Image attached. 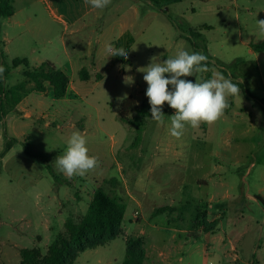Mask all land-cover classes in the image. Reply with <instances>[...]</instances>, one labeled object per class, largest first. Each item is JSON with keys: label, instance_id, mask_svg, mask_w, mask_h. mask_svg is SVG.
Returning <instances> with one entry per match:
<instances>
[{"label": "rangeland", "instance_id": "374dc122", "mask_svg": "<svg viewBox=\"0 0 264 264\" xmlns=\"http://www.w3.org/2000/svg\"><path fill=\"white\" fill-rule=\"evenodd\" d=\"M166 8L173 25L170 40L164 42L159 37L152 45L146 43L142 48L135 47L133 53L138 60L145 62L149 55L157 53L167 55L163 52L168 53V58H174L180 50L203 53L202 49L206 46L211 56L209 70L212 75L219 72L231 79L239 85L240 96L227 98L228 107L217 121L206 126L202 122L198 128L186 126L179 139L170 135L169 117L175 113L168 108L162 129L165 143L158 144L154 124H150V142L145 147L147 155L138 161L136 158L141 152L133 146L136 129L119 119V128L113 127L108 137L92 140L90 156L97 157L99 165L110 163L108 175L122 181V174L117 164L114 166L113 157L119 159L124 178L127 179L130 199L123 188L112 194L127 204L124 231L146 239L148 257L144 264H169V261L170 264H247L248 260L263 264L264 208L258 198H264V52L256 51L251 45L264 41V35L257 25V20H264V0H182ZM189 39L200 49L197 50ZM133 53L129 56L131 60ZM13 55V51L10 53L1 47L0 64H11L15 58ZM23 69L21 67L6 75L5 82L13 85L21 78ZM203 76L204 72L194 73V76L182 79L195 83L196 80L201 81ZM106 94L105 100H111L107 109L115 111L121 98L128 93L115 90ZM138 100L142 101V96ZM167 140L174 143L168 152ZM113 142L115 146L111 150ZM155 152L164 161L162 166L154 165ZM55 159L52 158L50 163L56 166ZM132 161L136 162L133 164ZM9 167L7 172L12 175L13 181L11 187L16 191L20 186L16 183L19 178L17 161H13ZM131 177L143 181L135 185L129 179ZM197 179L206 180L207 183L197 186ZM183 180V192L169 191L172 185L182 186ZM143 191H147L151 195L148 198L160 205L169 202L164 197L167 192L173 195L170 201L182 198L185 207L178 210L180 218L176 214L169 216L163 213L151 219L144 211L140 222L132 221L137 208L133 196L140 197ZM159 191L162 194L159 195ZM2 192L0 184V264H20V251L24 248L39 247L45 255L63 225H58L53 216L55 230L50 235L42 233L41 240L31 230L26 238L9 237L6 226H19L20 219L25 214L29 215L34 207L18 204L17 200L6 205ZM22 199L25 200V197L22 196ZM69 210L65 209L61 216L67 218ZM211 212L220 213L219 225L205 233L201 221L206 215L207 221L212 222ZM54 215L60 216L56 210ZM239 234H242L240 257L243 260L238 263L227 258L224 260L217 241L223 238L229 243ZM125 257L126 243L124 236H121L106 246L83 252L73 264H121Z\"/></svg>", "mask_w": 264, "mask_h": 264}, {"label": "crops", "instance_id": "0c3cea01", "mask_svg": "<svg viewBox=\"0 0 264 264\" xmlns=\"http://www.w3.org/2000/svg\"><path fill=\"white\" fill-rule=\"evenodd\" d=\"M10 1L14 7V13L9 17L0 16V48L3 47L10 53L13 51L14 59H27L31 67H39L42 63L49 61L65 72L70 80L67 93L62 98H56L54 89L49 83L46 84L47 89L44 92L34 90V84L29 83L27 93L22 95L17 104L7 109L0 119V184L3 188L1 196L4 197L6 205H10V201L17 200L18 204L34 207L29 215L25 214L20 219L19 226L10 224L6 226L8 235L11 238L14 236L26 238L27 232L31 230L36 233L37 239L41 240L42 233L50 235L54 232L53 216L57 219L58 225H63L59 233L64 230V224L69 218L80 220L88 210L95 190L100 186L110 188L109 192L112 193L123 188L130 199L127 179L124 178V172L116 156L113 157L114 166L117 164L119 173L122 174V181L108 175L111 164L107 162L101 163L99 167L84 176L75 175L70 178L50 161L60 153L64 154L67 140L73 132L79 131L86 136L90 155L93 139L101 140L102 137L110 135L113 127L119 128L118 111L124 99L119 101L115 111H109L107 107L111 100H105L108 95L106 93L122 90L128 93L126 97L134 96L137 100L140 96L143 98L142 92L148 85L143 79L144 73L138 69L146 67L153 56L158 57L161 62L168 59V53L163 52L167 55L152 54L145 62H140L133 50H136L137 46L142 48L146 43L152 45L159 37H162L164 42L169 41L173 25L169 20L168 10L164 9L167 11L164 13L151 0H111V3L103 9L92 8L86 0ZM107 44L127 50V59L124 61L123 57H108L105 51ZM149 51L151 54L152 48ZM131 52L132 60L129 57ZM83 67H87L93 74L101 75L102 78L82 81L78 72ZM126 76L132 77L134 83L125 84ZM23 80L24 69L21 78L13 85L6 82L5 84L7 87H12ZM138 102L142 103L143 100ZM170 110L175 113L174 109L170 108ZM150 124H154L153 130L157 132L155 136L158 144L165 143L162 132L164 124L148 118L140 140L133 145L141 152L136 161L147 155L145 147L147 142H150L148 140ZM166 143L168 152L171 146L174 147V143L172 140L169 142L167 140ZM25 144L37 151L53 153L49 164L57 173L69 179V183L56 185L47 168V163L29 156L26 153ZM114 146L113 142L110 149L113 150ZM153 159L155 166L164 164L156 152L153 154ZM15 160L18 163L16 169L19 173L16 183L20 185L16 191L11 187L12 175L7 172ZM136 161H132L133 164ZM148 174L152 175V173ZM129 179L135 185L143 181L138 177ZM181 183L180 187L172 185L169 191L174 189L183 192L185 180ZM206 183L207 181L203 179L196 180L197 186ZM140 194V197L133 196L137 208L133 214L135 219L132 221L140 222L144 211L148 212L151 219L163 213H168L169 216L176 214L180 218L178 210L185 207L182 198L179 201H170L173 195L169 192L164 196L169 202L161 205L148 198L151 195L147 191ZM158 194L162 193L159 191ZM67 208L70 209L68 217L63 218L61 213H64ZM159 208L167 210L155 214V210ZM26 210L30 211L28 208ZM55 210L60 216L54 215ZM207 214L210 215L209 210ZM211 216L212 221L219 220L220 213L211 212ZM141 233L144 235L145 232ZM124 234L131 236L125 231ZM133 236L142 237L146 242L143 236ZM241 238L242 234H239L229 243H226L223 238L219 241L213 240L218 242L224 260L227 258L238 263L243 260L240 257ZM168 263L170 264V261ZM254 263L256 261H247V264Z\"/></svg>", "mask_w": 264, "mask_h": 264}, {"label": "trees", "instance_id": "16d2710c", "mask_svg": "<svg viewBox=\"0 0 264 264\" xmlns=\"http://www.w3.org/2000/svg\"><path fill=\"white\" fill-rule=\"evenodd\" d=\"M181 1L151 0L164 13L167 12L164 11L165 6ZM13 13L12 2L10 0H0V16L9 17ZM189 41L197 50L200 49L194 41L191 39ZM251 46L258 52H264V41ZM202 50L208 58L207 67L210 69L211 56L208 47L205 46ZM0 65L6 69L3 76H0V119L7 109L12 108L21 100L22 95L27 93L29 83H33L34 90L39 92L46 91V84L49 83L54 89L56 98H62L67 93L70 83L68 75L49 61L42 63L39 67H31L27 59L17 58L11 64L2 62ZM19 67L24 68V80L15 86L7 87L5 76ZM78 76L82 81L100 80L102 78L99 74H93L87 67L81 68ZM212 76V71L208 70L204 72L201 81L210 79ZM146 90L147 87L142 92L144 98L142 103H139L136 97L128 96L122 101L118 111V117L123 123L135 127L137 133L135 143L140 140L145 130L146 120L151 118V106L145 94ZM168 108L171 107L165 103L162 109L163 114L167 112ZM206 125L207 123L204 122V126ZM25 150L29 156L47 163V168L56 185L69 183V179L61 173H57L49 164L53 153L37 151L28 144H25ZM258 201L264 208V198L259 197ZM126 209L127 206L120 197L114 196L104 186L98 187L84 216L80 220L69 218L64 224V230L57 235L45 255L39 247L24 248L20 251V264H73L83 252L106 246L121 236H124L126 243V257L121 264H144L146 259V242L144 238L125 236L124 234L123 222ZM166 210V208L156 209L155 214L163 213ZM202 219V230L205 233L211 232L219 225V220L207 221L206 215Z\"/></svg>", "mask_w": 264, "mask_h": 264}, {"label": "clouds", "instance_id": "9594fccd", "mask_svg": "<svg viewBox=\"0 0 264 264\" xmlns=\"http://www.w3.org/2000/svg\"><path fill=\"white\" fill-rule=\"evenodd\" d=\"M86 3L94 9H103L111 0H86ZM257 25L260 33L264 35V20H257ZM105 51L108 57H128L127 50L115 48L112 44H107ZM207 60V56L202 52L189 53L180 50L174 58L162 62L153 56L146 67L138 69L144 73L143 79L148 85L145 94L151 106V118L159 124L164 123L165 115L162 109L165 103L175 110V114L169 117V132L172 137L179 139L186 126L198 128L202 122L211 124L217 121L228 107L227 98L240 96L239 85L219 72H214L210 79L196 80L195 83L182 79L194 76V73L207 72ZM5 70L0 65V76H3ZM124 83L131 85L134 79L126 76ZM126 98L125 94L121 99ZM55 163L58 169L70 178L75 175L84 176L99 167L98 158L89 155L86 136L79 131L71 134L64 154L57 156Z\"/></svg>", "mask_w": 264, "mask_h": 264}, {"label": "water", "instance_id": "95a60500", "mask_svg": "<svg viewBox=\"0 0 264 264\" xmlns=\"http://www.w3.org/2000/svg\"><path fill=\"white\" fill-rule=\"evenodd\" d=\"M165 10H167V8Z\"/></svg>", "mask_w": 264, "mask_h": 264}]
</instances>
